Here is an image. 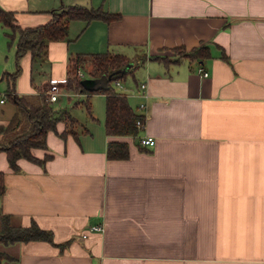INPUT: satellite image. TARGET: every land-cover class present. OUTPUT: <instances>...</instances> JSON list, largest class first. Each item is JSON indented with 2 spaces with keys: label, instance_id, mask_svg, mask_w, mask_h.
Returning a JSON list of instances; mask_svg holds the SVG:
<instances>
[{
  "label": "crops",
  "instance_id": "obj_1",
  "mask_svg": "<svg viewBox=\"0 0 264 264\" xmlns=\"http://www.w3.org/2000/svg\"><path fill=\"white\" fill-rule=\"evenodd\" d=\"M74 4L114 17L73 19L67 39L49 41L37 60L26 54L15 92L40 93L51 77L67 75L78 53L144 55L118 89L132 107L145 104L133 107L144 126L135 136L107 135L104 126L79 123L76 134L61 136L58 121L47 147L31 149L51 157L43 164L21 157L17 170L0 151L2 213L22 226L35 222L53 239L2 249L14 264H264V0H0L21 26ZM0 30L1 77L15 58L2 56ZM200 46L209 50L202 59L173 50ZM37 62L47 66L40 82ZM10 83L0 80V126L16 111ZM144 135L155 143L140 144ZM110 140L126 142L128 156L109 158Z\"/></svg>",
  "mask_w": 264,
  "mask_h": 264
},
{
  "label": "trees",
  "instance_id": "obj_2",
  "mask_svg": "<svg viewBox=\"0 0 264 264\" xmlns=\"http://www.w3.org/2000/svg\"><path fill=\"white\" fill-rule=\"evenodd\" d=\"M50 18L41 24L32 26H21L16 23L12 11L3 9L0 6V22L7 28L6 35L11 38L16 37L14 58L15 69L11 72L4 71L0 80L11 81L6 89L8 98L14 103L16 111L10 121L0 126L2 138L0 141V151H5L8 163L14 170L19 169L17 160L21 157L31 161L44 163L51 157L45 154L42 159L35 157L31 149L34 147L46 148V134L49 130L56 131V123L63 121L65 128L61 136L68 133L76 134L70 127L77 123L66 108L56 109L52 103L47 101L44 91L33 96L19 95L15 92V82L21 74V60L26 55L31 56V60L42 57L46 51L49 41L62 40L68 37L69 23L73 19H82L88 22L92 19L110 20L114 17L101 7L84 5H61L49 11ZM173 50L179 56H187L190 59H202L209 55L207 46L193 47L186 51L183 47H174ZM155 57V56H154ZM145 59L144 55L131 59L122 53L102 51L78 53L70 57L67 75L69 77L68 86L87 94L101 92L105 95V117L104 130L107 135H131L135 136L139 132L136 120L143 117L137 113L127 100V95L119 91L113 84V80L122 79L128 71H132L137 64ZM138 62V63H137ZM80 63L83 71L91 77L109 76L110 80L106 87L96 91H90L83 85V77L77 74L76 65ZM132 63L130 67L123 69ZM81 100L87 112L92 115L91 102L88 98ZM107 156L109 158H126L128 156V144L124 141L110 140L107 144ZM5 190L4 172L0 170V194ZM32 239H43L53 241L51 231L39 227L35 222L29 226L16 224L8 214L2 213L0 209V264H10L15 259L12 255L4 251L1 246L15 243L17 241H28Z\"/></svg>",
  "mask_w": 264,
  "mask_h": 264
},
{
  "label": "rangeland",
  "instance_id": "obj_3",
  "mask_svg": "<svg viewBox=\"0 0 264 264\" xmlns=\"http://www.w3.org/2000/svg\"><path fill=\"white\" fill-rule=\"evenodd\" d=\"M1 29L3 31L2 34V48L1 50L4 52L2 56H5V60L9 61L12 64V59L14 58V51H15V44H16V37L11 38L9 35H6V31L9 32L7 28H2V25L0 24ZM1 31V30H0ZM35 75L37 82L46 80L47 78V66L45 64L40 65V62L35 63ZM14 67V65L12 66ZM15 68V67H14ZM14 70V69H13ZM133 71H128L127 74L121 79V84H129L131 83V73ZM137 73V72H136ZM62 93L60 94L58 100L52 102V105L56 109H62L66 108L70 111V113L73 115V117L78 119L77 123H74L72 127L74 130L79 129L80 125L86 128H103V122L105 117V97L101 92H93L90 96L91 101V107H92V115L93 117L87 112L85 105L80 102L77 103V101L84 100L86 98V94L84 92H81L80 96L77 95L76 89H71L68 87V84L62 85ZM131 101H133L132 98L128 96ZM138 105H133L136 109ZM3 248V246H1ZM10 264H14L12 261Z\"/></svg>",
  "mask_w": 264,
  "mask_h": 264
},
{
  "label": "built area",
  "instance_id": "obj_4",
  "mask_svg": "<svg viewBox=\"0 0 264 264\" xmlns=\"http://www.w3.org/2000/svg\"><path fill=\"white\" fill-rule=\"evenodd\" d=\"M77 67V74L81 77L84 76V71L82 69V66L80 63H78L76 65ZM197 72L199 73V75L201 76H207L208 75V71L205 70L202 66H199L197 68ZM68 80L69 77L68 75H65L63 77H59V78H54L51 77L48 80V83L46 84L45 88H44V93L46 94V99L49 102H54L56 100H58L60 94L62 93V85L68 84ZM112 84L117 88H121L123 85L121 84V80H113ZM145 84L141 83L140 87L144 88ZM78 96H80L81 92L77 91L76 92ZM1 101H3V99H1ZM145 107L144 103H140L138 105V109H142ZM142 115V114H141ZM136 125L139 127V129L143 128L144 126V118L143 117H139L136 120ZM140 144L145 145V146H152L155 143V138L153 136L150 135H144L142 137L139 138ZM91 230L93 231H101L102 227L100 225H95L93 227H91ZM83 237L86 236V233L82 234Z\"/></svg>",
  "mask_w": 264,
  "mask_h": 264
},
{
  "label": "water",
  "instance_id": "obj_5",
  "mask_svg": "<svg viewBox=\"0 0 264 264\" xmlns=\"http://www.w3.org/2000/svg\"><path fill=\"white\" fill-rule=\"evenodd\" d=\"M132 63L128 64L123 71H126L128 67H130ZM110 80L109 76H101L96 78H84L83 79V85L86 87V89H89L90 91H96L99 88H104L108 84Z\"/></svg>",
  "mask_w": 264,
  "mask_h": 264
}]
</instances>
